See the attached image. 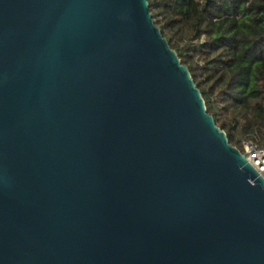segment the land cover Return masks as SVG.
<instances>
[{
    "label": "water",
    "instance_id": "1",
    "mask_svg": "<svg viewBox=\"0 0 264 264\" xmlns=\"http://www.w3.org/2000/svg\"><path fill=\"white\" fill-rule=\"evenodd\" d=\"M0 264H264V178L148 0H0Z\"/></svg>",
    "mask_w": 264,
    "mask_h": 264
},
{
    "label": "trees",
    "instance_id": "2",
    "mask_svg": "<svg viewBox=\"0 0 264 264\" xmlns=\"http://www.w3.org/2000/svg\"><path fill=\"white\" fill-rule=\"evenodd\" d=\"M231 145L264 147V0H148Z\"/></svg>",
    "mask_w": 264,
    "mask_h": 264
},
{
    "label": "built area",
    "instance_id": "3",
    "mask_svg": "<svg viewBox=\"0 0 264 264\" xmlns=\"http://www.w3.org/2000/svg\"><path fill=\"white\" fill-rule=\"evenodd\" d=\"M242 154L247 155L248 162L264 178V147H257L251 142L244 143Z\"/></svg>",
    "mask_w": 264,
    "mask_h": 264
}]
</instances>
